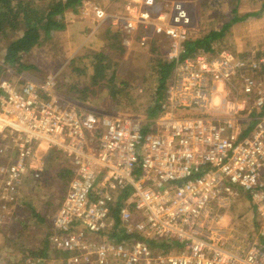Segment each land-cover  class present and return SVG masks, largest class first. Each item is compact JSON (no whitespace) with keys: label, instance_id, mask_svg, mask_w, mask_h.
Returning <instances> with one entry per match:
<instances>
[{"label":"built area","instance_id":"2783aa9c","mask_svg":"<svg viewBox=\"0 0 264 264\" xmlns=\"http://www.w3.org/2000/svg\"><path fill=\"white\" fill-rule=\"evenodd\" d=\"M156 4L126 0L110 13L89 3L128 51L155 35L169 43L172 74L152 119L76 105L54 77L0 78V227L54 149L73 174L50 237L68 264H264V54L184 55L189 10ZM243 198L249 231L221 211Z\"/></svg>","mask_w":264,"mask_h":264},{"label":"rangeland","instance_id":"374dc122","mask_svg":"<svg viewBox=\"0 0 264 264\" xmlns=\"http://www.w3.org/2000/svg\"><path fill=\"white\" fill-rule=\"evenodd\" d=\"M124 1H86L85 9L90 19L82 14L74 15L71 19L70 16L65 17V28L55 30L50 37L44 38L40 45L25 56V61L34 65V68L20 73L8 69L2 77L14 78L15 75L19 76L20 74L22 79L34 81L54 77L56 94L76 105L115 115H135L148 119L146 110L152 103L153 90L158 85L157 54L150 51V46L128 51L121 48V42L118 43L116 48L109 49V53L114 56L117 62V77L110 80L111 73H109L106 80L97 84L91 83L89 77L92 69V54L104 48L108 37L107 32L111 27L108 20L101 24L96 22L89 3L103 6L110 13H116L120 11ZM173 1L181 2V0H165V5H169ZM185 1L194 23L193 28L200 26V29L204 32L211 27L220 28L226 18L229 19L233 16L232 8L235 6V2H231L232 0ZM263 1L240 0V10L244 12L259 9ZM162 7L163 4L157 3L154 9L159 10ZM219 16L220 19H218ZM80 22H83L84 25ZM219 42L222 44V49H234L239 53L244 50L258 49L261 54H264V12L237 22L232 26L229 36ZM167 44L169 45L168 42L162 40L164 47ZM165 52L167 53V51H160V56L165 57ZM235 83L239 84L237 80ZM82 97H86V99ZM93 143L95 144V140H93ZM57 154L60 156L58 152ZM57 158L59 165L50 167L35 183L31 184L30 189V194H32L31 203L36 208L45 205V200L48 198L53 200L50 205L47 203L48 207H51L47 210L49 216L52 211L56 210V206L61 201L60 195L63 192V182L65 181L56 173L59 168L64 171L68 170L64 157ZM29 198H26V200ZM21 210L22 208H15L13 210L14 215L11 214L7 222V227L0 230V264H16L24 258V253L17 252L6 244V239L15 237L24 228V224H31L25 231L27 232L28 247L38 246L42 235H44L43 229L39 225L32 224L34 218L24 214ZM221 211L225 216V224L230 226L240 225L238 227L248 231L251 229L252 209L246 198L241 200L239 206L237 204L229 211H226V209H221ZM15 212L17 213L15 214ZM48 258L45 264L61 263L59 262L60 259L57 262L53 258L52 252ZM29 261L31 260L28 258L24 264H28Z\"/></svg>","mask_w":264,"mask_h":264},{"label":"trees","instance_id":"16d2710c","mask_svg":"<svg viewBox=\"0 0 264 264\" xmlns=\"http://www.w3.org/2000/svg\"><path fill=\"white\" fill-rule=\"evenodd\" d=\"M86 1L89 0H0V78L5 75V72L8 69H13L14 71L20 73L34 68V65L25 61V56L32 52L36 46L40 45L44 38L47 36L50 37L55 30L65 28V20L67 17L70 16L71 19L74 15L82 14L88 19L89 15L85 9ZM156 1L157 3L163 4V6L165 5V0ZM181 2L187 6L185 0H181ZM231 2H235V6L232 8L233 16L229 19L226 18V20L222 22L220 28L211 27L204 32V30H201V27L199 26L190 30V36L184 43V55L195 56L200 52H207L213 55L218 54L221 50H223L221 44L222 41H219L229 36L234 24L244 21L250 16H257L264 12V1L261 3V7L259 9L244 12L240 10V0H232ZM125 3L126 0L122 4L120 11L124 7ZM220 18L221 17L219 16L218 19ZM81 24L84 25L83 22ZM83 31H85V29H83ZM107 35L108 37L104 48L102 50L95 51L92 54V69L89 73V77L91 79V83L93 84L106 80L109 73H111L109 78L110 80L117 77V62L116 59H114V56L109 53V49L116 48L117 44H120L121 42L122 31L120 26L119 28L111 26L110 29H108ZM149 46L150 51L157 54L156 67L158 73V85L155 87V90H153L152 103L146 110L147 118L152 119L156 117L162 109L166 85L172 74L173 61L169 60L166 55L165 57L160 56L159 52L167 51V47L169 46L168 44L166 47L162 45V38L157 37L152 39L151 43L146 48ZM121 48L126 49L123 46H121ZM250 50L244 51L245 53H249ZM82 98L86 99V97ZM148 126L149 125L145 126L144 131H147ZM57 157H59L57 151L50 149L48 161L40 175L35 177L32 174L30 177H25L19 186V193L17 195V201L14 209L22 208L21 211L24 214L33 217L34 221L32 224L35 223V225H39L43 229L44 235H42V239L40 240L38 246L28 247V238L26 237L27 232L25 231L31 224L23 223L24 228L19 231L15 237H8L6 239V244L11 246L12 249H15L17 252L24 253V258L16 264H24L25 260L28 258L31 260L27 262L28 264H45L47 259H49L48 257L51 256V252L53 253V258L57 262L60 259V264H68L65 260H62V257L65 256L66 253H64L63 250L54 247L52 243H50V237L56 229L54 227L53 217L68 191L69 182L73 175L72 172L70 170L64 171L63 169H58L56 174L59 175V177H62L63 180L65 179V181L63 182V192L60 195L61 201L56 206V210L50 213V216L47 215V210L51 208L48 206L51 202H53V200L48 198L45 200V205L40 208H36L35 206H32V194H30L31 184L35 183L41 175L49 170L50 167L59 165ZM28 197L30 198L26 200ZM119 206L120 204H117L116 207L113 208V214L116 216L117 220L119 219ZM12 212L13 211H11V214L14 215V212ZM17 212H15V214ZM7 222L0 227V230L7 227ZM125 238L126 236H123L120 240ZM152 246L157 247L155 243H152Z\"/></svg>","mask_w":264,"mask_h":264},{"label":"bare ground","instance_id":"6f19581e","mask_svg":"<svg viewBox=\"0 0 264 264\" xmlns=\"http://www.w3.org/2000/svg\"><path fill=\"white\" fill-rule=\"evenodd\" d=\"M183 4H184V3H183ZM184 6H185V5H184ZM186 8H187V7H186ZM187 9H188V8H187ZM157 37H158V36L155 35V36L152 37V39L157 38ZM158 38H159V37H158Z\"/></svg>","mask_w":264,"mask_h":264}]
</instances>
